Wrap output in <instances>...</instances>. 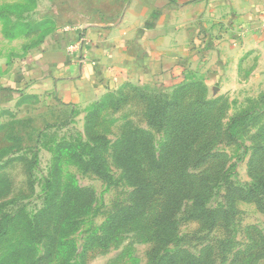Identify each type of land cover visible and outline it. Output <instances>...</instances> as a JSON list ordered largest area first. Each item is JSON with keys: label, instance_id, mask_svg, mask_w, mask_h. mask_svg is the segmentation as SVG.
Instances as JSON below:
<instances>
[{"label": "rangeland", "instance_id": "374dc122", "mask_svg": "<svg viewBox=\"0 0 264 264\" xmlns=\"http://www.w3.org/2000/svg\"><path fill=\"white\" fill-rule=\"evenodd\" d=\"M195 1L0 0V231L2 214L21 212L0 238V258L19 251L6 264H171L170 252L178 250L196 257L207 250L210 264H264V213L255 202L238 200L236 214L210 228L193 215L191 202L169 211L175 193L163 183L177 177L148 164L147 146L133 148L129 164L118 156L126 147L121 141L131 142L135 129L151 135L158 154L167 148L172 127L191 115L181 121L177 137H184L173 149L192 138L190 156L203 147L209 159L191 171L193 182L207 181L208 210L229 211V187L249 189L264 171L262 151L254 155L264 144V136L258 138L264 135V83L245 84L252 69L245 74L240 66L229 89L220 88L231 77L227 72L211 86L187 78L167 79L165 88L158 80L138 89L129 85L107 94L105 106H55L48 92L19 90L22 66L47 50L60 31L92 30L102 37L122 26L139 33L152 24L146 48L174 52L178 59L171 65L190 68L196 41H188L182 23L193 26ZM203 3L210 27V0ZM159 96L174 105L161 132L148 123L150 104ZM98 161L111 180L100 176ZM145 182L150 185L143 187ZM157 235L166 236L159 253ZM176 264L190 263L184 258Z\"/></svg>", "mask_w": 264, "mask_h": 264}, {"label": "crops", "instance_id": "0c3cea01", "mask_svg": "<svg viewBox=\"0 0 264 264\" xmlns=\"http://www.w3.org/2000/svg\"><path fill=\"white\" fill-rule=\"evenodd\" d=\"M203 1H195L193 26L188 21L182 23L188 41H196V49L189 53L190 68L186 70L171 65V61L178 59L174 52L160 54L146 48H150L148 33L154 27L152 24L146 23L139 33L136 32L139 28L125 31L122 26L102 37L92 30L85 34L60 31L47 50H41L34 61L22 66L19 90L24 88L38 96L48 92L55 106L81 107L92 105L128 84L141 87L158 80L156 84L161 82V85L157 86L165 88L167 79L178 78L181 82L187 78V81L198 79L211 86L220 72L231 75L220 83L221 89H229L240 66L245 74L252 69L253 75L245 84L256 80L264 83V0H210V27L205 23L206 13L202 12ZM168 4L161 5L163 12ZM186 6L182 11L184 15ZM154 9L157 10L152 5ZM222 10L224 15L220 13ZM81 36L89 38V55L96 65H82L66 52V46ZM180 70L184 76H180Z\"/></svg>", "mask_w": 264, "mask_h": 264}, {"label": "trees", "instance_id": "16d2710c", "mask_svg": "<svg viewBox=\"0 0 264 264\" xmlns=\"http://www.w3.org/2000/svg\"><path fill=\"white\" fill-rule=\"evenodd\" d=\"M130 84H128L125 87H128ZM134 89H138L137 87H134L130 85ZM3 89L0 87V91ZM8 89H6L7 91ZM120 90V89H119ZM118 90V91H119ZM5 91V90H4ZM11 92V90L9 91ZM13 92V91H12ZM115 93V92H114ZM111 95V94H108ZM108 95L104 96L102 99L94 103L96 106H105L107 105ZM159 96L153 97L154 100L151 102L149 107V113H148V123L151 127L156 129V131H164L166 128V119L168 115V111L174 107L172 105L171 101H167V99L161 100ZM147 98L146 96H142V99L145 100ZM186 117H192L191 115ZM186 117L183 118L186 122ZM181 120V121H182ZM192 120V118H191ZM181 121L177 123L176 126L172 127L171 131L168 133L167 139L165 140V145L167 148H164L163 150L159 151L157 154L153 151V147L150 146L151 143V135L141 129H135L130 133L131 142H127L124 140L121 141V143L126 145L125 150H123V147L120 148L118 156L122 157V161H125L126 164H129V160L131 157L127 156V154L135 147H138L139 145H145L146 152L144 153V159L148 162V164H151L153 168H155L156 171L159 172H166L170 171L171 175L177 177L171 182L163 183L165 186H173V191L175 195L173 196L171 200V207L169 211H173L174 209H178L180 206L187 205L188 203H192L194 206V216L196 219L202 220V222L205 225H209L210 228H214V226L217 224L219 219L227 220L230 215L234 216L236 214V203L238 200L245 201V202H255L257 205V208L264 213V171L261 173V176L256 177V181L250 186L249 189L244 188H238L237 186H231L227 190V192L230 195L229 198V205L230 209L229 211H220L216 212V210H208L205 207V198L209 197V188L207 187V181H204L203 179H200L197 184L193 182V178L195 177V173L191 172L193 169H197V167L203 165L209 157L206 153H202L203 147L201 146L200 149H198L194 157L190 156V150L191 145L194 143L195 139H185L183 144V149L181 150H175L173 149L175 147V143L177 141L183 140L182 135L177 137L179 135V128H182ZM262 132H264V126L262 127ZM133 136H135L133 138ZM137 136H140L141 138H136ZM263 134L259 133L258 138H263ZM125 138V135H124ZM127 138V137H126ZM172 149H169L171 148ZM260 150L262 151V155L264 157V144L258 145V149L254 152V155H260ZM193 155V154H192ZM213 157V156H212ZM175 161V162H174ZM174 162L176 164L175 167H171ZM96 169L100 176H102L106 181L111 180L112 177L104 167L102 168V164L100 161L96 162ZM191 166V167H190ZM164 170V171H163ZM166 170V171H165ZM143 187H148L150 184L145 182L143 183ZM161 192L162 190H158ZM20 211L12 215L14 218L17 217L20 220ZM12 216H7L6 214H2V230L0 231V238L5 237L9 233V225H11V220L13 218ZM156 242L159 244V250H154V252H161L163 248H160L162 244L166 243V236L163 235H157L156 236ZM105 246V245H104ZM25 248V247H23ZM18 250H22L21 247H19ZM153 252V253H154ZM11 254V253H10ZM7 254L3 258H0V264H6L7 261H10L14 256L19 255V251L14 252L12 255ZM209 251H205L204 253H201L200 256L196 257L190 253H187L183 250H178L177 252H170L169 255V263L176 264L182 261L184 258H187L189 260L190 264H210L209 260ZM81 258V257H80ZM165 259V256L159 259V261H163ZM69 264V263H67Z\"/></svg>", "mask_w": 264, "mask_h": 264}, {"label": "built area", "instance_id": "2783aa9c", "mask_svg": "<svg viewBox=\"0 0 264 264\" xmlns=\"http://www.w3.org/2000/svg\"><path fill=\"white\" fill-rule=\"evenodd\" d=\"M262 31H264V24L262 25ZM90 45L91 42L89 38L86 36H81L66 46V52L70 55L71 58L82 65H96L97 62L94 61L89 55Z\"/></svg>", "mask_w": 264, "mask_h": 264}]
</instances>
